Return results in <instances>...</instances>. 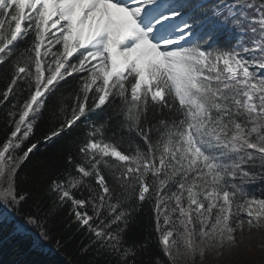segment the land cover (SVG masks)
<instances>
[{
	"label": "snow or ice",
	"instance_id": "snow-or-ice-1",
	"mask_svg": "<svg viewBox=\"0 0 264 264\" xmlns=\"http://www.w3.org/2000/svg\"><path fill=\"white\" fill-rule=\"evenodd\" d=\"M0 67V206L29 198L23 146L48 110L46 140L85 128L54 204L113 264H203L264 232V0H0ZM145 211L153 232L130 240ZM41 219L25 224L47 241Z\"/></svg>",
	"mask_w": 264,
	"mask_h": 264
},
{
	"label": "trees",
	"instance_id": "trees-1",
	"mask_svg": "<svg viewBox=\"0 0 264 264\" xmlns=\"http://www.w3.org/2000/svg\"><path fill=\"white\" fill-rule=\"evenodd\" d=\"M213 2L214 0L210 4ZM69 80L71 81V78ZM5 83L4 69L0 67V91L3 90ZM9 107L8 102L0 105V143L11 130L6 114ZM99 115L102 114L92 113L90 118L96 120ZM50 117L51 112L46 110L23 146L26 149L28 145L37 143V148L21 164L17 177L20 188L30 193V196L19 209L15 210L17 217L12 220L8 218L0 220V264H113L111 257L97 254L95 247L91 246L92 235L69 214V205L57 207L54 204L55 196L50 194L49 184L54 179H63L62 173L69 168L66 157L69 148L72 147L71 141L82 135L85 128L81 123L72 133L49 141L45 137L53 126ZM248 188L257 197L264 198V181H258ZM76 195L79 197L80 193L77 192ZM3 210V206H0V212ZM29 214L42 218L41 224L49 236L47 241L36 238L31 227L38 232L39 230L34 226L27 228L26 232L14 233V222L18 218L25 221ZM149 232H153V226L148 212L145 211L131 225L129 239H142ZM46 243L55 246L58 252L46 250ZM151 251H157L154 242ZM262 253L264 246L260 251L251 250L233 262L223 264H264ZM210 259L203 264H211Z\"/></svg>",
	"mask_w": 264,
	"mask_h": 264
},
{
	"label": "rangeland",
	"instance_id": "rangeland-1",
	"mask_svg": "<svg viewBox=\"0 0 264 264\" xmlns=\"http://www.w3.org/2000/svg\"><path fill=\"white\" fill-rule=\"evenodd\" d=\"M9 217H12L10 215ZM26 229V228H25ZM237 244L230 249H224L223 256L218 259H210L211 264H223L231 263L237 259L240 255L246 254L251 250H259L264 246V232H257L256 230L248 231L245 227V231L242 234L240 231L236 233ZM264 256V253H262Z\"/></svg>",
	"mask_w": 264,
	"mask_h": 264
},
{
	"label": "water",
	"instance_id": "water-1",
	"mask_svg": "<svg viewBox=\"0 0 264 264\" xmlns=\"http://www.w3.org/2000/svg\"><path fill=\"white\" fill-rule=\"evenodd\" d=\"M7 212H10L11 214H14V211H12L11 209H5ZM24 224V223H23ZM55 251H57L56 249H54Z\"/></svg>",
	"mask_w": 264,
	"mask_h": 264
}]
</instances>
